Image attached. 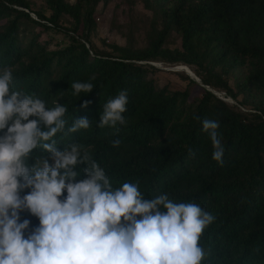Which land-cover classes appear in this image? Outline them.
<instances>
[{
  "label": "trees",
  "instance_id": "trees-1",
  "mask_svg": "<svg viewBox=\"0 0 264 264\" xmlns=\"http://www.w3.org/2000/svg\"><path fill=\"white\" fill-rule=\"evenodd\" d=\"M138 1L157 17L158 28L141 48L110 45L102 52L89 41L97 0H43L48 16L28 0H0V72L11 71L12 90L34 95L47 108L54 101L67 108L66 127L53 138L57 149L79 144L113 188L136 183L145 199L167 194L212 214L199 241L209 252L201 264H264V0ZM64 17L70 27L61 26ZM42 33H62L67 42L49 50ZM171 35L177 45H168ZM153 62L192 68L202 85L234 106L203 88L189 100L187 87H159L148 65ZM77 81L94 88L73 95ZM122 90L128 94L125 123L99 127L104 105ZM80 118L90 127L65 134ZM205 119L218 122L222 163L212 159ZM40 155L46 153L35 149L33 157ZM27 163H34L31 156ZM84 167L74 169L80 171L76 182L86 178ZM20 219L30 221L25 237L39 225L26 210Z\"/></svg>",
  "mask_w": 264,
  "mask_h": 264
},
{
  "label": "clouds",
  "instance_id": "clouds-1",
  "mask_svg": "<svg viewBox=\"0 0 264 264\" xmlns=\"http://www.w3.org/2000/svg\"><path fill=\"white\" fill-rule=\"evenodd\" d=\"M12 79L8 68L0 72V264H201L209 252L199 241L212 214L193 202L175 203L167 194L145 199L136 183L113 188L79 144L57 149L53 138L66 127L67 108L57 101L47 108L34 95L12 90ZM93 88L89 82L71 84L73 95ZM127 104L122 90L104 105L98 126L123 125ZM89 127L80 118L65 134ZM217 128L216 121L202 122L212 159L222 163ZM37 148L46 155L33 157ZM81 164L86 178L76 182L80 171L74 169ZM25 189L30 191L21 197ZM25 210L39 221L27 237L30 221L20 219Z\"/></svg>",
  "mask_w": 264,
  "mask_h": 264
},
{
  "label": "rangeland",
  "instance_id": "rangeland-1",
  "mask_svg": "<svg viewBox=\"0 0 264 264\" xmlns=\"http://www.w3.org/2000/svg\"><path fill=\"white\" fill-rule=\"evenodd\" d=\"M33 11H40L44 16H48L49 12L45 9L43 0H28ZM74 2V0H68ZM94 27L90 32V44L98 51L110 52L108 48L110 45H117L120 47L137 49L145 45L148 36L158 28L157 17L148 9L144 8L138 0H108L105 5H102L100 0L92 6ZM29 16L35 20L31 14ZM62 27H70L71 20L63 18L61 21ZM154 29V30H153ZM80 29H78L77 37ZM46 34V35H45ZM42 33V39H49L47 48L49 50L55 49L57 46L62 47L67 40L62 35ZM168 45H177L175 36H170L167 41ZM88 48V46L86 45ZM155 70L152 74L157 81L159 87L166 85L171 90H182L184 87L188 88L189 100L199 97L200 87L195 84H187L183 77H186L182 71L181 65L178 70L172 69L173 65H168L162 62L148 63V65ZM186 69L193 74L192 68ZM194 75V74H193ZM217 97L234 106V102H229L228 98L223 97L222 92L214 91ZM245 111V110H243Z\"/></svg>",
  "mask_w": 264,
  "mask_h": 264
},
{
  "label": "water",
  "instance_id": "water-1",
  "mask_svg": "<svg viewBox=\"0 0 264 264\" xmlns=\"http://www.w3.org/2000/svg\"><path fill=\"white\" fill-rule=\"evenodd\" d=\"M150 65V64H149ZM182 67H184V68H186L185 66H182ZM175 67H173L172 69H174ZM192 75V77H190L189 75H186L189 79H191L195 84H197V85H199L200 87H202L204 90H206V91H209L210 93H212L213 95H215L216 97H217V94H216V92H214L213 90H211L210 88H208L207 86H204V85H202L200 82H199V80H198V78H196L193 74H191ZM229 100V102H231V100L230 99H228ZM232 103V102H231Z\"/></svg>",
  "mask_w": 264,
  "mask_h": 264
},
{
  "label": "bare ground",
  "instance_id": "bare-ground-1",
  "mask_svg": "<svg viewBox=\"0 0 264 264\" xmlns=\"http://www.w3.org/2000/svg\"><path fill=\"white\" fill-rule=\"evenodd\" d=\"M182 67V66H181ZM180 67H175L174 68V70H178ZM182 71H184L185 72V74L186 75H189L190 77H192V75L190 74V72L186 69V68H184V67H182Z\"/></svg>",
  "mask_w": 264,
  "mask_h": 264
}]
</instances>
